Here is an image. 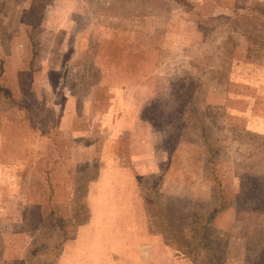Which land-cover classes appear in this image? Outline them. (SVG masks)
I'll list each match as a JSON object with an SVG mask.
<instances>
[{
	"label": "rangeland",
	"instance_id": "374dc122",
	"mask_svg": "<svg viewBox=\"0 0 264 264\" xmlns=\"http://www.w3.org/2000/svg\"><path fill=\"white\" fill-rule=\"evenodd\" d=\"M129 196L161 264H264V0H0V264L128 262L79 250Z\"/></svg>",
	"mask_w": 264,
	"mask_h": 264
},
{
	"label": "crops",
	"instance_id": "0c3cea01",
	"mask_svg": "<svg viewBox=\"0 0 264 264\" xmlns=\"http://www.w3.org/2000/svg\"><path fill=\"white\" fill-rule=\"evenodd\" d=\"M115 204L116 207H121L120 213H118L117 210L113 212L115 224H118L115 233L117 235L111 236L108 231L105 230L103 238L105 240H112L113 237L116 240H120L118 246L113 247L111 246V242H105V245L103 244L104 246L101 248L91 245L86 249H81L79 251L81 253H86V255L89 256L98 254L99 252L106 255L110 254L111 250H113L116 256L123 255L127 259L128 262H124L123 264H161L155 260L156 257L161 258V255L163 254V249L159 245V238L144 231L141 225L142 222H139L138 220L143 218H141L142 216H138V214L136 215L137 210L131 200V196L126 197L125 201ZM97 213V215L101 214V210L97 211ZM94 235H96L95 232H92L90 228L87 239H94ZM97 236L99 237L100 234H97ZM95 261L93 264H112L111 260L109 262L102 263H97ZM82 264H91V262L87 261Z\"/></svg>",
	"mask_w": 264,
	"mask_h": 264
},
{
	"label": "trees",
	"instance_id": "16d2710c",
	"mask_svg": "<svg viewBox=\"0 0 264 264\" xmlns=\"http://www.w3.org/2000/svg\"><path fill=\"white\" fill-rule=\"evenodd\" d=\"M216 212V210H214L212 213H210L208 215V217L205 218V223L201 226L200 231H199V242L201 243L202 247H205L207 250L209 251H213L212 248H209L210 243H209V233L207 232V225L210 221V219L212 218V216L214 215V213ZM198 236V234H196ZM212 257L215 259V261H218V259L215 257L214 254H212ZM218 264H221V262H218Z\"/></svg>",
	"mask_w": 264,
	"mask_h": 264
}]
</instances>
